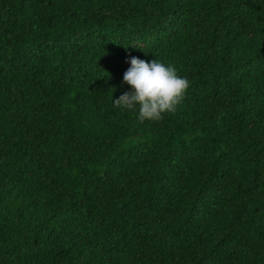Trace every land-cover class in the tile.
<instances>
[{
  "label": "trees",
  "instance_id": "1",
  "mask_svg": "<svg viewBox=\"0 0 264 264\" xmlns=\"http://www.w3.org/2000/svg\"><path fill=\"white\" fill-rule=\"evenodd\" d=\"M0 264H264V0H0Z\"/></svg>",
  "mask_w": 264,
  "mask_h": 264
},
{
  "label": "clouds",
  "instance_id": "2",
  "mask_svg": "<svg viewBox=\"0 0 264 264\" xmlns=\"http://www.w3.org/2000/svg\"><path fill=\"white\" fill-rule=\"evenodd\" d=\"M126 63H130V67L123 75V83L131 90L113 100L114 106L133 109L139 105L138 119L141 122L159 121L165 113L175 112L190 87V81L179 76L174 66L165 65L156 58L141 60L129 53Z\"/></svg>",
  "mask_w": 264,
  "mask_h": 264
}]
</instances>
